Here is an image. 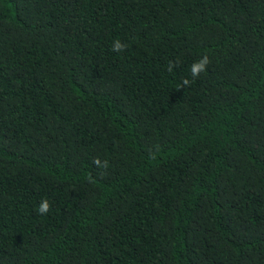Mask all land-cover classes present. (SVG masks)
Listing matches in <instances>:
<instances>
[{"label":"trees","instance_id":"16d2710c","mask_svg":"<svg viewBox=\"0 0 264 264\" xmlns=\"http://www.w3.org/2000/svg\"><path fill=\"white\" fill-rule=\"evenodd\" d=\"M0 264H264V0H0Z\"/></svg>","mask_w":264,"mask_h":264},{"label":"clouds","instance_id":"9594fccd","mask_svg":"<svg viewBox=\"0 0 264 264\" xmlns=\"http://www.w3.org/2000/svg\"><path fill=\"white\" fill-rule=\"evenodd\" d=\"M125 47H126V45L123 44L120 40H115L112 44V50L116 51V52L123 51L125 49ZM209 62H210L209 57L207 55H204V56H202V58L200 60L193 62V64L191 65V69H190L191 75L193 77H198L201 72L206 70V66ZM171 67H172V65L169 66V70H171ZM189 83L190 82L187 79L184 80L185 85H187ZM94 163L97 166H102L104 168H107V166H108L107 161H104L103 165H102L99 158H96L94 160ZM50 207H51V205H50L49 201L47 199H44L39 203L37 211L40 214H47L50 211Z\"/></svg>","mask_w":264,"mask_h":264}]
</instances>
